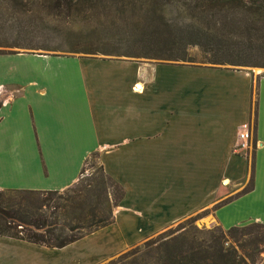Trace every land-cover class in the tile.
Instances as JSON below:
<instances>
[{
    "label": "crops",
    "instance_id": "obj_1",
    "mask_svg": "<svg viewBox=\"0 0 264 264\" xmlns=\"http://www.w3.org/2000/svg\"><path fill=\"white\" fill-rule=\"evenodd\" d=\"M0 59V189L62 190L91 152L123 189L99 229L121 225L114 248L78 261L96 264L206 210L223 229L264 224V75L100 56ZM246 123L251 186L238 194L247 162L234 148ZM55 249L0 236V264H62L47 258Z\"/></svg>",
    "mask_w": 264,
    "mask_h": 264
},
{
    "label": "trees",
    "instance_id": "obj_2",
    "mask_svg": "<svg viewBox=\"0 0 264 264\" xmlns=\"http://www.w3.org/2000/svg\"><path fill=\"white\" fill-rule=\"evenodd\" d=\"M57 32L73 35L74 53L193 62L196 48L203 64L264 68V0H0V54ZM249 119L254 129L255 101ZM97 158L91 152L62 190L0 189V236L62 248L110 225L124 192ZM193 221L101 264H255L264 251V224L199 229Z\"/></svg>",
    "mask_w": 264,
    "mask_h": 264
},
{
    "label": "rangeland",
    "instance_id": "obj_3",
    "mask_svg": "<svg viewBox=\"0 0 264 264\" xmlns=\"http://www.w3.org/2000/svg\"><path fill=\"white\" fill-rule=\"evenodd\" d=\"M74 41H75V39H73L72 34L60 33V32L47 33L46 35H43L40 37L37 36V38H35L33 41L25 43L26 45H24V46H28V47L34 48V49H28V47L27 48H6V49L2 50L3 52H2V54H0V56L1 55H14V54H19V53L33 54V55H44L45 54V55L72 56V57L77 56L80 58L92 57V56L99 57L100 56L102 58H107V57L122 58L123 60L135 62L136 64L137 63L142 64V63H147V62H157L160 64L161 63H170V64H175V65H186V64H189V65H207V64L201 63L202 59H201L200 54L196 48H190L188 50V54L192 57L193 62H181V61H174V62L168 61L167 62V61L143 59V58H130V57H123V56H112V55H102V54L90 55V54H84V53L69 52L68 50L73 48V42ZM33 46H38L39 48L33 47ZM81 46H83V45H80V46H77L74 48L75 49H82ZM47 48H50V49L56 48V49L51 51V50H47ZM0 61H1V59H0ZM224 66L231 67V68H237V69L238 68L245 69V70L251 72L255 78L258 75H264V68H261V67L234 66V65H224ZM253 102H254V98H253V93H252L251 108H252ZM244 155L246 157V162H247V165H246V182L244 184H242V186H240V188L238 190L239 191L238 194L240 193V191L245 186H247L248 179H249V169H250V161H251L250 150H247ZM97 161H98V158H97ZM90 163L93 165H96V159L92 158L90 160ZM115 209H116V207L113 209V212ZM211 216H212L211 212L209 210H206L204 212L192 214L188 217H185L181 220H178V221L172 223L171 225H169L168 227H166L164 229L173 227L178 222H181L182 220L187 219L189 217L194 218L193 224L195 227H197L199 229L200 228H203V229L215 228L217 226V223L213 221V218ZM120 226L121 225L119 223L113 224V225H111V226H109L103 230L96 231L90 235L88 234V236L83 237L79 241H76L75 243H72L69 246H66V247L61 248V249H55L54 251L46 252L47 258L51 261L58 260L62 264H67V263H69L70 259H72V257H77L75 260L78 261L80 259L79 255L81 253H84V252H88L89 254H91V253L100 254L102 252H107L110 249L114 248L113 246L112 247H110V246L113 245L112 239L117 234V231L120 229ZM241 226H244V225H241ZM164 229H162V230H164ZM162 230H160V231H162ZM151 236H153V235H151ZM143 241H141V242H143ZM140 243H137V244H140ZM137 244L126 246L120 252H118V253H116V254L108 257V258L106 257L104 260H102L101 262H98L96 264L105 263L108 260L116 257L120 253L130 249L131 247H133ZM259 260H260V256L257 257V259L255 260V264H258ZM76 261H73L71 264H76L75 263ZM77 264H85V262L84 261L83 262L78 261Z\"/></svg>",
    "mask_w": 264,
    "mask_h": 264
},
{
    "label": "built area",
    "instance_id": "obj_4",
    "mask_svg": "<svg viewBox=\"0 0 264 264\" xmlns=\"http://www.w3.org/2000/svg\"><path fill=\"white\" fill-rule=\"evenodd\" d=\"M250 124L246 123L243 124L241 132L238 134V144L235 146L234 151H241L245 152L247 150H250L251 144H250Z\"/></svg>",
    "mask_w": 264,
    "mask_h": 264
}]
</instances>
